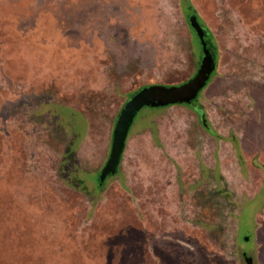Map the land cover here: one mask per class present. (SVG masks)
Returning a JSON list of instances; mask_svg holds the SVG:
<instances>
[{"label": "rangeland", "instance_id": "obj_1", "mask_svg": "<svg viewBox=\"0 0 264 264\" xmlns=\"http://www.w3.org/2000/svg\"><path fill=\"white\" fill-rule=\"evenodd\" d=\"M188 2L0 0V264H264V0Z\"/></svg>", "mask_w": 264, "mask_h": 264}, {"label": "water", "instance_id": "obj_2", "mask_svg": "<svg viewBox=\"0 0 264 264\" xmlns=\"http://www.w3.org/2000/svg\"><path fill=\"white\" fill-rule=\"evenodd\" d=\"M192 24L197 34L201 37L202 31L194 18H192ZM203 45L205 46L204 43ZM214 68L215 62L205 47V55L201 61L200 68L190 81L171 87L149 86L132 96L125 110L121 111L116 121L111 152L108 161L100 172V181L102 182L107 175H113L117 171L128 130L138 110L146 106L162 107L170 104H187L191 102L196 98L198 92L204 88Z\"/></svg>", "mask_w": 264, "mask_h": 264}, {"label": "trees", "instance_id": "obj_3", "mask_svg": "<svg viewBox=\"0 0 264 264\" xmlns=\"http://www.w3.org/2000/svg\"><path fill=\"white\" fill-rule=\"evenodd\" d=\"M181 2H182V7L186 10V11H189L190 13H188L187 15H186V17L187 18H189V16H191V17H194V19H196V22L201 26V24L199 23V19L197 18V16L194 14V11H193V7L189 4V2H188V0H181ZM204 34H205V36L207 35L208 36V33H207V31H205L204 30ZM205 43H206V47H207V50L209 51V53L211 54V56H212V58H213V60H215V58H214V54H213V51H212V49H211V46H210V44H209V41H208V39H206L205 38ZM215 62V61H214ZM211 76V75H210ZM210 78L211 77H209V80H210ZM208 80V81H209ZM208 83V82H207ZM207 83H206V85H207ZM205 85V86H206ZM149 87V86H148ZM141 89H139L138 91H136L135 93H133L132 94V96H134L136 93H138L139 91H140ZM131 96V97H132ZM130 97V98H131ZM110 176V175H109Z\"/></svg>", "mask_w": 264, "mask_h": 264}]
</instances>
